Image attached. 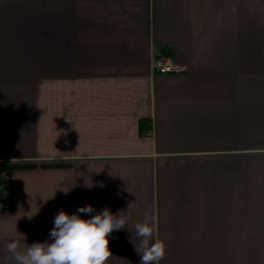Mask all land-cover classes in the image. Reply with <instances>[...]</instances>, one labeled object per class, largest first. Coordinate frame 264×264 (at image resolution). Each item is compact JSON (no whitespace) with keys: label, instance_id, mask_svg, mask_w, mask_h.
Instances as JSON below:
<instances>
[{"label":"crops","instance_id":"obj_1","mask_svg":"<svg viewBox=\"0 0 264 264\" xmlns=\"http://www.w3.org/2000/svg\"><path fill=\"white\" fill-rule=\"evenodd\" d=\"M0 172V264L87 205L108 264L146 213L160 264H264V0H0Z\"/></svg>","mask_w":264,"mask_h":264},{"label":"clouds","instance_id":"obj_2","mask_svg":"<svg viewBox=\"0 0 264 264\" xmlns=\"http://www.w3.org/2000/svg\"><path fill=\"white\" fill-rule=\"evenodd\" d=\"M93 212L91 205L71 215L60 210L48 241L28 244L14 239L6 245V259L11 264H108L113 255L109 237L125 229L129 217L124 211L117 215L108 208L87 219L80 215ZM134 228L139 242L133 243L132 239L130 243L140 256L139 264H160L166 255V243L154 237L149 215L146 213L143 222L135 223Z\"/></svg>","mask_w":264,"mask_h":264},{"label":"built area","instance_id":"obj_3","mask_svg":"<svg viewBox=\"0 0 264 264\" xmlns=\"http://www.w3.org/2000/svg\"><path fill=\"white\" fill-rule=\"evenodd\" d=\"M154 72L160 73H169V72H183L186 70V66L177 63L170 56H165L158 58L154 61L153 65ZM7 171H4L3 174L7 175Z\"/></svg>","mask_w":264,"mask_h":264},{"label":"trees","instance_id":"obj_4","mask_svg":"<svg viewBox=\"0 0 264 264\" xmlns=\"http://www.w3.org/2000/svg\"><path fill=\"white\" fill-rule=\"evenodd\" d=\"M35 164H31V163H21V162H14V163H6L3 164L2 167L5 170H10V169H18V168H26V167H34ZM3 176L0 172V193L2 191L3 188Z\"/></svg>","mask_w":264,"mask_h":264}]
</instances>
